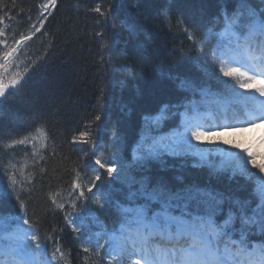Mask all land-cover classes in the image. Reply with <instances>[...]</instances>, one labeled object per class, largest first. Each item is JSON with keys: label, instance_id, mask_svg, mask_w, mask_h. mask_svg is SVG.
I'll return each instance as SVG.
<instances>
[{"label": "snow or ice", "instance_id": "obj_1", "mask_svg": "<svg viewBox=\"0 0 264 264\" xmlns=\"http://www.w3.org/2000/svg\"><path fill=\"white\" fill-rule=\"evenodd\" d=\"M231 2L233 6L229 7V0H224L223 7L205 25L199 41L184 28L198 54V74L177 78V90L184 93L179 99V107L183 109L179 124L173 125L170 133L153 135L154 128L162 127L163 120L172 118L169 108L165 106L156 115L146 117L147 130L136 142L132 161L146 169L152 161H162L165 156L192 158V167L207 168L209 176L219 179L227 173L251 181L254 186L249 196L232 198L211 184L185 180L182 176L172 181L160 177L154 184L148 176L140 180L125 177V166L117 162L115 154L104 158L99 142L91 138L92 125L98 133L102 116L106 119L105 96L101 92V112L72 141L90 145L94 158V164L89 165L91 171L72 169L66 197L63 189L52 188L46 194V201L63 213L75 241L89 257L103 253L108 257L107 264L117 258L121 264L125 260L128 264H264V240L257 243L249 239L256 234L264 237V163L260 162L264 155L250 148L231 151L219 147L229 145V141L216 139L228 130L264 122V99H260L264 97V10L256 11L250 0ZM17 4L18 0H10V4L9 0H0V103L9 96H19L31 79L30 73L37 68L39 60L29 57L28 50L37 34H45L49 18L61 7L60 0H43L36 6L35 21L31 10L27 15L30 30L9 37L6 30L17 14L14 11ZM118 6V0H110L107 7L98 2L87 11L97 14V24L103 18L107 25L117 15ZM96 36L101 47L108 48L104 32H97ZM209 96L216 97L225 109H233L234 122H227L226 110L223 122H207L203 113L208 109L202 105ZM33 123L35 126L27 136L0 143V206L6 201L14 202L20 213L0 220V233L4 239L9 238L13 229L23 235L24 243L14 252L19 257L15 264H53L65 260V253L58 239L48 237L53 251L51 256L47 254V242L41 243L37 235V222L29 216V202L24 194L30 199L36 191L34 182L46 174L41 162L46 163L44 152L49 140H52L53 157L57 155L56 144L45 123ZM112 139L119 141L115 133ZM201 144L215 147H199ZM18 147H22L26 158L31 157L30 166L19 164L16 153L7 151ZM231 147L238 149L240 145ZM114 173L116 180L128 186L123 200L113 198L109 181L114 179ZM133 185L138 187L132 190ZM89 204L99 209L105 205L115 208L119 228L102 234L94 232L87 222L92 215ZM218 215L222 223L218 222ZM0 264L8 262L0 261Z\"/></svg>", "mask_w": 264, "mask_h": 264}, {"label": "trees", "instance_id": "obj_2", "mask_svg": "<svg viewBox=\"0 0 264 264\" xmlns=\"http://www.w3.org/2000/svg\"><path fill=\"white\" fill-rule=\"evenodd\" d=\"M42 2L18 0L14 10L17 14L6 30L9 37L13 33L30 30L27 15L31 10L32 20L35 21L38 15L36 6ZM98 2L107 7L110 0H60L61 7L54 17L49 18L45 34H37L28 50L29 57L39 60L37 68L30 73L31 79L19 96H9L0 103V137L4 138L0 143L9 138L27 136L35 121L47 125L48 133L56 144L57 155L53 157L50 154L52 140H49L48 149L44 152L46 163L41 162L46 174L42 180L38 177L34 182L36 191L30 199L27 193L24 194L29 202V216L37 222V235L41 243L47 242V254L51 256L53 251L48 237L58 239L65 253V260L54 261L53 264H107L108 261L103 253L90 257L83 253L80 243L75 241V234L65 224L63 213L46 201V194L52 188L63 189L64 196H67L73 168H79L81 172L85 169L91 171L89 165L94 164V158L90 145L74 144L72 141L101 112V92L105 96L103 113L106 119L102 116L98 133L96 126L92 125L89 129L93 132L91 138L99 142V151L104 152V158L115 154L117 162L125 166V177L140 180L148 176L154 184L160 177L172 181L182 176L185 180L195 179L201 184H211L232 198L248 197L254 186L251 181L242 177L233 178L227 173L219 179L209 176L207 168L192 167V158L165 156L162 161H152L146 169L139 168L132 161L136 142L147 130L146 117L156 115L165 106L169 108L168 114L172 118L163 120L162 127L154 128L153 135L170 133L172 126L179 124L180 113L183 112L179 99L184 93L177 90V78L198 74V54L184 28L187 27L199 41L205 25L223 7L224 0H118L117 15L107 25L103 23V18L97 24V14L87 11ZM250 3L256 11L264 10V0H250ZM232 6L229 0V7ZM100 31L104 32V43L108 48L101 47L100 38L96 36ZM196 99L199 101L200 97ZM202 106L208 109L203 113L208 123L223 122L225 110L228 113L227 122H234L233 109H225L216 97L209 96ZM262 123L218 134V141H229V145L219 147H228L231 151L250 148L258 152L252 137L258 133V126ZM246 129L248 134H245L242 144L229 140L236 131L244 132ZM113 133L119 141H113ZM231 145H240V148H232ZM199 147L215 146L201 144ZM7 151L16 153L19 164L31 165L32 159L25 157L22 147ZM260 153L264 155V151ZM260 162L264 163V159ZM115 176L114 173V179L109 181L113 198L123 200L129 189ZM137 187L133 185L132 190ZM227 207L225 204V212ZM89 209L92 215L87 222L94 232L102 234L105 230L119 228L115 208L105 205L104 209H99L89 204ZM19 214L14 202L6 201L0 206V220ZM217 220L223 222L219 215ZM254 231H257L255 227ZM249 239L259 243L264 237L256 234ZM23 243L22 233H16L15 229L8 239L0 233V244L11 245L13 254L16 247ZM0 261L15 263L11 256ZM112 264H121V261L117 258ZM123 264H128V261Z\"/></svg>", "mask_w": 264, "mask_h": 264}, {"label": "rangeland", "instance_id": "obj_3", "mask_svg": "<svg viewBox=\"0 0 264 264\" xmlns=\"http://www.w3.org/2000/svg\"><path fill=\"white\" fill-rule=\"evenodd\" d=\"M264 99V97H262ZM254 129V127H253ZM258 133L255 134L253 138V143L255 144V148L258 152L264 151V125L261 126V128L258 127ZM248 130L244 132H236L235 135H232L229 137L230 141H233L235 144H242L244 142L245 134ZM2 255H10V251L6 247L0 248V256Z\"/></svg>", "mask_w": 264, "mask_h": 264}]
</instances>
